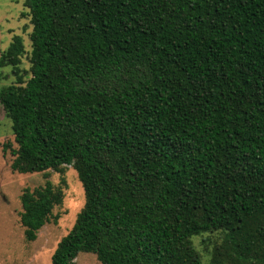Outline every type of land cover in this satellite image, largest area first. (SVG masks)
<instances>
[{
  "label": "trees",
  "instance_id": "trees-1",
  "mask_svg": "<svg viewBox=\"0 0 264 264\" xmlns=\"http://www.w3.org/2000/svg\"><path fill=\"white\" fill-rule=\"evenodd\" d=\"M0 52L17 173L72 167L84 204L51 264H264V0H24ZM10 144L2 146L4 152ZM26 241L61 204L20 194Z\"/></svg>",
  "mask_w": 264,
  "mask_h": 264
},
{
  "label": "rangeland",
  "instance_id": "rangeland-1",
  "mask_svg": "<svg viewBox=\"0 0 264 264\" xmlns=\"http://www.w3.org/2000/svg\"><path fill=\"white\" fill-rule=\"evenodd\" d=\"M24 0H0V52L10 43L12 36L21 35L26 53L20 67L29 69L28 51L31 24ZM16 80L9 66L0 67V87ZM10 144L2 151L3 144ZM15 147L10 121L5 117L0 104V264H51V256L59 240L72 227L77 213L84 204L83 187L76 171L66 166L63 173L47 170L43 172L17 173L11 170V149ZM49 179L54 185L61 186L63 199L54 206L49 220L36 232L33 241H26L20 223V194L22 189L36 188ZM219 233H202L192 237L191 242L200 255L203 264L211 258L213 241H218ZM74 264H101L92 253H79Z\"/></svg>",
  "mask_w": 264,
  "mask_h": 264
}]
</instances>
